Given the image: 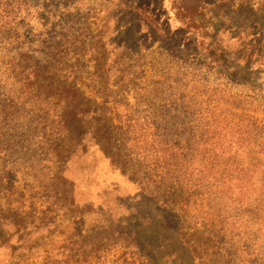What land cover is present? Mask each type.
Returning a JSON list of instances; mask_svg holds the SVG:
<instances>
[{
  "label": "rangeland",
  "instance_id": "374dc122",
  "mask_svg": "<svg viewBox=\"0 0 264 264\" xmlns=\"http://www.w3.org/2000/svg\"><path fill=\"white\" fill-rule=\"evenodd\" d=\"M162 6L165 31L126 0H0V113L11 100L28 132L68 99L63 109L93 115L74 124L79 137L90 132L103 146L87 139L86 153L76 143L61 150L55 215L42 187L52 181L35 180L52 175L49 154H22L26 137L16 151L0 145V217L9 220L0 241L37 248H0V264H43L49 253L59 264H264V206L252 204L264 171V0ZM186 23L195 27L177 33ZM192 127L198 137L185 141L180 132ZM165 135L188 176L175 172L183 179L169 197L155 188L163 170L152 181L146 166ZM116 139L139 154L112 153ZM73 233L80 263L66 251Z\"/></svg>",
  "mask_w": 264,
  "mask_h": 264
},
{
  "label": "trees",
  "instance_id": "16d2710c",
  "mask_svg": "<svg viewBox=\"0 0 264 264\" xmlns=\"http://www.w3.org/2000/svg\"><path fill=\"white\" fill-rule=\"evenodd\" d=\"M129 6L134 8L135 10L139 11L145 18H148L150 24L154 26L157 29H160L162 31H165L166 29L160 28L161 22V15L165 14L164 7L161 5L163 4V0L159 1V5L157 0H126ZM186 25H190L186 23ZM194 26V25H193ZM192 25L190 26H183L181 25L176 29L177 33L181 32H189L191 29H193ZM167 32V31H166ZM170 30L168 31V33ZM191 33V32H190ZM260 55V54H259ZM225 73H230L229 70L226 68ZM60 103L52 105L51 102L50 104L52 105V111L50 110V107L48 106L47 108L43 109L42 112L38 113L39 120L41 122H37V124L32 125L29 129L28 132L27 130H19V122H18V116L15 115V112L13 111V104L11 100H4L3 110L0 113V145L1 144H7L8 148H10L12 151H16V148H12L11 144L15 140L17 143L22 142L23 138L25 139V144H23L21 147L25 148L22 154H28L29 152H33L31 155H34L37 150H43L46 155L49 154V157L46 158V161L52 163V166L50 164V167L52 168V175L48 177L46 174H43L41 176L36 177V181L40 183L41 178L43 176L44 179H50L52 181L50 185L45 186L42 185L45 194H48V196H45L44 199L47 203L48 208L56 215L55 209H58V203H59V192H58V183L60 181V178H64L66 174V170L64 171L65 168V163H66V158H62L60 156L61 150H63L64 147L66 146V143L69 145H74V143L77 144L76 148H81L82 153H86L87 149V142L89 139L90 141L93 142V144L96 145L97 149H101L102 144L97 141V140H92L93 136H91L90 132H87L85 135V138L79 137V132L75 130L74 124L77 122H85L87 120H93V115L88 114V112H84L83 110H71L67 111V109H63L65 106L69 105L68 99L62 100L59 99ZM46 105H48L46 103ZM5 109H9V111H5ZM155 133H158V137L161 136L160 130H156ZM182 135L186 137V140L189 139H195L197 138L196 130L195 128H186L182 132H180ZM168 138V135H165L163 140V144L161 145V142H159V148L157 149V153H154L153 156H155L154 163L149 162L146 164V166H149V172H148V177L150 180H155L153 178V174L156 172L157 167L161 168L163 172L158 176L159 180L156 181L157 186L155 187L158 191L165 192V196H173L177 194V188L176 183L179 182L183 177H188L186 175V165L185 163L183 164L180 162L179 159L176 158V154L172 152V148L170 150V145L167 144L166 139ZM107 141L110 143V141L107 139ZM98 143V144H96ZM103 147V146H102ZM111 149L114 151L112 153H117V152H123L125 154H134L137 156L139 153L137 152L138 149H141L138 147L137 143H122L118 142V140H113L111 141ZM7 148V147H6ZM153 148V147H152ZM151 148V149H152ZM1 149V148H0ZM181 150H186L189 149V147L182 146L180 148ZM145 150V149H144ZM170 150L169 154L164 155V153H167V151ZM79 154H81L80 150H77ZM125 154V155H126ZM152 154V153H151ZM142 159L145 157V153L141 154ZM163 156V157H161ZM166 157V158H165ZM70 158V156H69ZM67 159V162L69 160ZM108 159L110 160L113 165H116L117 162L116 160H112V156H108ZM176 164L180 165L179 169L176 167ZM260 164H256V166H259ZM183 167V169H182ZM261 167L264 168V163H261ZM48 169V168H46ZM177 170H180V173L182 170H184V176L183 177H178L175 172ZM240 171H243L242 169ZM226 172H223L225 174ZM182 174V173H181ZM263 177L259 180H255V195H254V200L252 201L253 205L256 207L259 206H264V196H263V191H264V171H262ZM180 176V175H179ZM3 178H6L7 181H11L13 179V176L9 177V173H6L2 175ZM2 180L1 179V186H2ZM189 180V179H188ZM140 185H142L141 181L139 182ZM10 187V186H9ZM6 187V192L9 194V196L6 199V209L8 211H13L14 209L11 207L15 205L16 198H14V193H16L13 188ZM178 195V194H177ZM176 195V197H177ZM181 196V195H180ZM21 197V196H20ZM174 201V198L170 200L172 203ZM169 200L166 202L164 199L162 203H170ZM20 203V202H19ZM48 213V209L46 211ZM45 212V214H47ZM1 213V210H0ZM2 216V214H0ZM8 218H3L0 217V224L3 226H8L7 223H9ZM55 217L51 218V221H53ZM11 225H13L14 229L16 232H23V229L20 225L15 224L13 221L10 222ZM10 225V226H11ZM211 233V232H210ZM77 235L73 233L71 239L69 240L72 244V247L70 250H66L72 254L71 258L74 262L73 263H80L79 257L77 256V248L79 246V238L76 237ZM21 239L20 237H18ZM220 240H222L224 237L220 236L218 237ZM35 243L29 244V246H21L20 242V247L15 246V243H10V240H3L0 241V248H9L10 253L12 254L14 251L19 250L20 252L24 251H31V249L34 251L36 250V246L34 245ZM75 250V252H73ZM44 251V250H43ZM64 251L61 250V255L60 258L64 256ZM45 254V253H44ZM70 259V258H69ZM57 259L52 254H47L44 259L43 264H59L56 262ZM242 261V260H241ZM88 262V261H87Z\"/></svg>",
  "mask_w": 264,
  "mask_h": 264
}]
</instances>
